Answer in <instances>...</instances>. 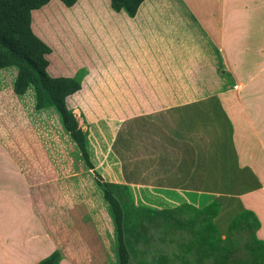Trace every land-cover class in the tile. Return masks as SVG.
Here are the masks:
<instances>
[{"label":"crops","instance_id":"obj_1","mask_svg":"<svg viewBox=\"0 0 264 264\" xmlns=\"http://www.w3.org/2000/svg\"><path fill=\"white\" fill-rule=\"evenodd\" d=\"M29 27L48 48V77L84 72L64 103L96 173L125 185L143 209L216 202L212 223L221 240L233 216L248 211L259 224L255 239L264 242V139L236 90L244 84L229 81L252 79L254 101L264 96V0H142L132 16L112 10L109 0H47L29 12ZM16 75L15 66L0 68V264H37L52 252L58 264H118L109 205L93 189L68 195L84 187L76 174L86 166L69 157L56 109H35L31 85L14 93ZM186 95L220 101L180 102ZM133 96L142 100L137 121L128 118ZM89 106L96 120L85 114ZM181 111L191 112L190 123L197 111L204 120V149L196 146L188 164L138 147L124 162L119 155L111 161L116 149L101 152L102 143L127 141L134 126L147 138L169 134L167 123ZM108 157L110 164L100 162Z\"/></svg>","mask_w":264,"mask_h":264},{"label":"trees","instance_id":"obj_2","mask_svg":"<svg viewBox=\"0 0 264 264\" xmlns=\"http://www.w3.org/2000/svg\"><path fill=\"white\" fill-rule=\"evenodd\" d=\"M60 1L70 6L75 0ZM109 1L112 10L132 16L142 0ZM46 2L0 0V68H17L13 91L22 94L31 85L35 93V109L50 106L56 109L62 126L77 146L112 212L117 233L118 264H127L129 255L133 256L135 264L264 263V242L254 237L259 224L252 213L243 211L233 216L221 240L212 223L219 208L216 202L212 201L201 209L188 204L170 209H143L134 205L125 185L100 180L88 159L85 134L64 103L66 96L79 89L84 72L79 71L73 78L48 77L43 57L48 48L29 27V12ZM157 219L161 222L152 225V221ZM58 262V253L52 252L37 264Z\"/></svg>","mask_w":264,"mask_h":264},{"label":"rangeland","instance_id":"obj_3","mask_svg":"<svg viewBox=\"0 0 264 264\" xmlns=\"http://www.w3.org/2000/svg\"><path fill=\"white\" fill-rule=\"evenodd\" d=\"M231 82V84L234 85L235 81H239L242 84H244L241 86H237L236 90L242 89V106L245 110L246 115L249 117L250 121H252L255 125V128H257V132L259 133V135H261L262 139H264V96H258V99L256 101H254V95H253V80H249V79H235V80H229ZM219 95H209V96H181L180 98V102L182 103H188V102H197V103H204V102H211V99H213L214 102H219ZM141 97L139 96H133V103L134 105H132L134 108L131 112V114L128 116V118L132 117V121L134 120H138L137 118H141L140 115V111H138L135 108L136 104H139L142 102V100L140 99ZM142 99L146 100L149 99L148 101H150V97L148 98V96H144L142 97ZM141 108V107H139ZM85 110V114L91 118H94V120H96V114L97 112L94 111L93 109H90V106L88 107V109H84ZM215 111V110H214ZM198 112V111H197ZM195 112V114H197V121H191L193 123L188 122V118H190V113L191 112H187V111H181V117L179 119H176L177 121L175 122H171V123H167V127L170 128V133L166 134L167 135H155V136H151V137H145L144 134H142L141 127H133V134L131 137L128 138L127 141H125L124 143H113L111 142V144L109 142L107 143H102V146H100L101 148V152H103L102 147L104 146L105 148H107V146H109V149L111 150L112 154L115 153V149L118 150L117 156L112 155L113 158H111V161L115 162L117 161V157L118 155L120 156V159L123 160V162L127 159H129L131 153H129V151L131 150H135L136 147H138L139 153H144L143 151H148L150 150V152H157L159 150V153L163 154L164 157L168 158L169 160H176L177 162H179L178 160L182 161V163L184 164H188L189 161V157L190 155H193V153H195V148L196 146L199 148L198 150H203L204 146H205V133H204V120L201 122L199 121V116L198 113L200 112ZM194 113V112H193ZM118 115H120V112H117ZM140 115V116H139ZM218 119V117H216ZM214 119V122L212 123V125L214 126V128H218L219 127V121L217 119ZM125 119V118H124ZM181 120V121H180ZM125 121V120H124ZM121 121V122H124ZM139 123V122H137ZM136 123V124H137ZM166 127V128H167ZM118 129H123L125 128V125H123L122 127H117ZM143 129V128H142ZM200 129H202V134L199 133ZM172 130V131H171ZM67 132V131H66ZM64 131V136L67 138L68 140V145H69V157L73 158V157H77L76 159H80V163L82 166H86L81 154L79 152V150L77 149V146L75 145V143L72 141V139L70 138L69 134L67 135ZM216 131H213V134H215ZM111 138V137H110ZM199 138V139H197ZM109 139V138H107ZM126 140V137L123 136V141ZM127 142V143H126ZM149 143V144H148ZM117 147V148H115ZM125 149H124V148ZM129 150V151H128ZM97 153L99 154V152L97 151ZM104 153V152H103ZM108 151L106 150L105 154L103 156H108ZM111 157V156H110ZM152 160V159H151ZM103 161V164H110V159L109 157L106 158H102L100 159V162ZM154 161V160H153ZM95 170V169H94ZM100 177L101 181L108 182V179L111 177L110 175H101L99 173H97ZM76 176L79 178L78 182L81 184H84V187L80 186L78 188V190L76 191V193H72L69 192V196L70 197H80L81 194H84L90 190H94L95 193L99 194V197L101 198V200H103L102 198V192L100 191V188L97 186L95 178L92 174L91 171L88 170L87 167H84L81 171L77 172ZM75 176L69 175L67 176V178L74 179ZM112 179V178H110ZM56 180V178L54 177V181ZM119 193V192H118ZM58 194L60 195V192H56L54 191L53 193V198L57 199L60 198V196H58ZM120 195H122V192L120 191L119 193ZM73 195V196H72ZM61 198H65V197H61ZM69 199V198H68ZM104 203V200L102 201ZM141 214H147V213H141ZM161 220L157 219L154 222L152 221V225H156L158 223H160ZM241 252H243L242 248L240 247ZM132 258L133 256L130 255ZM134 260V258L132 259Z\"/></svg>","mask_w":264,"mask_h":264}]
</instances>
